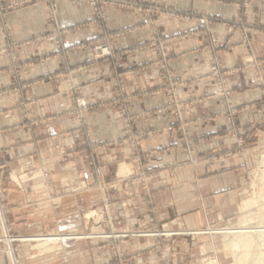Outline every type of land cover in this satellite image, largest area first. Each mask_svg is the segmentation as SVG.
Here are the masks:
<instances>
[{
  "label": "rangeland",
  "instance_id": "rangeland-1",
  "mask_svg": "<svg viewBox=\"0 0 264 264\" xmlns=\"http://www.w3.org/2000/svg\"><path fill=\"white\" fill-rule=\"evenodd\" d=\"M62 1L0 0V53L15 62L19 44L7 23V13L43 3L49 32L35 41L53 44V58L63 63L61 74L67 81L65 94L70 102L65 115L78 125L83 166L101 175L85 185L78 177V162L71 160L62 164L67 167L63 177L49 181L30 159L20 162L13 151L0 150V264H234L235 257L225 246L226 229L236 232L242 226L257 227L264 209L261 214L256 205L251 206L252 211L242 209L247 201L260 196L264 186L260 163L264 156V65L253 60L256 45L264 39L261 24L250 22L247 13L235 22L238 40L229 44L225 55L240 54L239 66H228L220 52L210 49L206 67L178 73L168 29L165 34L157 24L163 14L175 15L171 6L153 0H73L90 6L94 13L91 23L101 31L99 38L88 42L89 66L93 67L125 56L110 35L106 10L128 12L131 21L147 14L139 29L149 32V40L139 49L154 61L149 67L153 80L142 90L140 81L129 82L113 67V75L103 79L111 84L105 90L112 96L90 100L75 80L78 69L71 48L83 24L61 23ZM251 5L259 11L264 1L249 3L246 9ZM212 20L216 18H198L207 30ZM250 66L256 71L245 73ZM13 75L17 100L27 110L24 77L19 68L13 69ZM237 75L246 79L238 82ZM237 88L260 91L261 103L256 108L254 104L237 107ZM151 95L164 96V107L136 112V101ZM206 100H216L219 112H199ZM100 108H108L112 114L96 117ZM98 121L103 128L95 132L93 125ZM156 121H160L158 126H153ZM219 121L227 127L230 140H201L208 134L206 126ZM245 121L257 123L260 136L244 130ZM142 122L151 130L143 129ZM195 125L204 128L196 132L197 139L191 128ZM166 133L179 134L175 157L168 146H143V140ZM222 166L228 172L240 171L235 184L232 178L229 182L215 176L211 179ZM189 171L204 173L192 179ZM62 181L63 193L52 187ZM222 202L227 205L223 214L219 210ZM72 237L80 239L66 240L67 245L64 239Z\"/></svg>",
  "mask_w": 264,
  "mask_h": 264
},
{
  "label": "crops",
  "instance_id": "crops-1",
  "mask_svg": "<svg viewBox=\"0 0 264 264\" xmlns=\"http://www.w3.org/2000/svg\"><path fill=\"white\" fill-rule=\"evenodd\" d=\"M153 1L164 2L173 8L171 11L175 15L163 14L161 18L158 17L157 24L162 26L161 30L165 34L167 32L166 28L168 29L167 36L170 41L173 62L178 73L185 70L192 71L193 68L197 67H206L210 49L220 52L228 66H239L240 54L228 53V55H225V53L229 49V44H233L238 40V31H235L233 27L239 16H243L244 13H247L250 22L257 21L261 24L260 30H264V5L259 11L253 8L254 5L247 6L248 9L245 6L259 0ZM60 8L61 23L64 25L83 24V28L76 33V41L71 48L75 55L73 62L78 69L75 80L81 85L84 94L87 93L90 100L95 96L101 98L112 96V93L105 90L111 84L109 83V85L103 79L106 75H113V71H115L113 67L116 70L119 68L123 73L122 75H126L125 78L129 79V82L138 84L140 81V85L143 87L142 90L146 89L145 87L153 80L149 67L154 64V61L150 57H146L145 50L139 49L148 44L149 40V32L139 28L146 23L147 14H141L136 20L131 21L132 16L128 12L119 13L113 9L106 10L105 14L108 18L110 35L112 38L114 37L116 49L124 52L125 56L118 61H101L93 67L89 66L90 44L88 45V42L94 40L95 37L99 38L101 34L97 24L91 23L94 19L93 10L88 4L73 0L62 1ZM202 15L212 19L216 18V20H212L208 30L201 26L198 21V18ZM6 20L13 31L15 42L19 45L16 44L18 49H16L17 55L14 63L8 59L5 53H0V150L13 151L20 162L24 158L30 159L36 163V168H42L49 181L64 176L67 167L64 169L63 162L75 160L79 165L77 173L83 181L81 183L91 185L92 180L101 174H95L83 166L82 151L79 148L80 143L77 134L78 125L69 116L65 115L70 109V102L69 95L65 94L67 81L61 74L63 63L61 60L53 58L55 54L53 44L47 41H35L36 38L49 32L47 13L43 3H32L17 7L7 13ZM135 48L139 50L135 52ZM255 49L254 64L264 65V39L258 42ZM15 68H19L24 77L25 89L23 96L27 98V110L17 100L16 95L19 91L12 84L15 81L13 80V69ZM248 70L256 71L254 67L250 66L244 72L246 73ZM245 75H237L236 80L238 82L244 81L246 79ZM251 77H254L253 73H251ZM101 91L103 93L99 94ZM105 93L106 95H104ZM144 98L141 101H136V112L146 110L148 112L153 108H162L166 104L164 96L161 95H151ZM234 98L237 107L254 104V108H256L255 106L262 101V94L254 88L247 90L237 88ZM216 102V100L201 102L200 107L198 106L199 112L218 113L220 106ZM248 109L247 112H251L249 107ZM102 114L110 115L112 111L108 108H100L96 117H101ZM159 119H162V116H159ZM159 122L156 121L153 126H158ZM140 125L143 129L151 130L150 125L147 123L142 122ZM242 125L241 127L249 133H261L259 130L261 127L259 128V125L255 122H246ZM163 127L165 126L163 125ZM93 128L96 132L97 129L103 128V126L98 121L97 124L93 125ZM191 128L194 136L197 135L198 130H204L203 127L199 128L198 125ZM205 129L208 134L202 137L201 140L222 141L224 143L230 140L226 135L227 127L224 122L211 123ZM161 137H150L146 141L143 140V146H148L146 148L152 145L168 146L174 150L177 142L180 141L179 134L166 133L164 137ZM112 138L113 135L109 134L108 139L112 140ZM197 138L198 135L195 139ZM156 139H160V141ZM173 155L174 157L177 155L175 150ZM174 157H171V159H174ZM73 166L76 167V165ZM223 168L222 166L218 174L212 175L211 179L213 180L215 176L218 181L223 178L229 182V179L232 178L231 183L235 184L237 178L240 177V171L228 172L229 169ZM129 172L130 170L127 174ZM203 173L189 171L188 176L192 179H198L203 176ZM52 187L62 193L65 190L63 181L62 184H56ZM89 203H92V201L89 200ZM226 207L225 202H222L219 206L222 214ZM63 238L61 236L62 240ZM71 239L80 238L72 237L64 239V241L67 245L70 243H67L66 240L76 242Z\"/></svg>",
  "mask_w": 264,
  "mask_h": 264
},
{
  "label": "bare ground",
  "instance_id": "bare-ground-1",
  "mask_svg": "<svg viewBox=\"0 0 264 264\" xmlns=\"http://www.w3.org/2000/svg\"><path fill=\"white\" fill-rule=\"evenodd\" d=\"M260 163L261 167L264 168V156L262 157ZM261 181H263L264 183V172L261 176ZM253 205H256V207L258 206V208L261 209V214V211L264 208V186L260 196L247 201L243 205L242 209L244 211L251 209V206ZM252 210L253 209H251L250 211ZM247 214L249 216V213ZM244 215H246V213H244ZM259 218L262 219V221H259V225L257 227L242 226L241 230H237L236 232H234L233 229L231 230L230 228L226 229V234L224 235V238L226 239L225 246L229 252L233 253L235 257L234 264H264V209L263 213L259 216ZM210 264H216V262L214 263L213 261V263Z\"/></svg>",
  "mask_w": 264,
  "mask_h": 264
}]
</instances>
